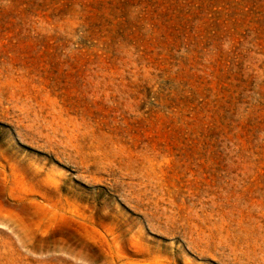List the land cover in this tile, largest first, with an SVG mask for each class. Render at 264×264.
Returning <instances> with one entry per match:
<instances>
[{"label":"rangeland","instance_id":"1","mask_svg":"<svg viewBox=\"0 0 264 264\" xmlns=\"http://www.w3.org/2000/svg\"><path fill=\"white\" fill-rule=\"evenodd\" d=\"M0 264H264V0H0Z\"/></svg>","mask_w":264,"mask_h":264}]
</instances>
